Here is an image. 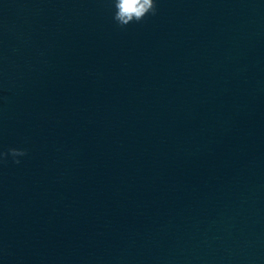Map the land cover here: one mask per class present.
I'll return each instance as SVG.
<instances>
[{
	"label": "water",
	"instance_id": "1",
	"mask_svg": "<svg viewBox=\"0 0 264 264\" xmlns=\"http://www.w3.org/2000/svg\"><path fill=\"white\" fill-rule=\"evenodd\" d=\"M0 0V264H264V0Z\"/></svg>",
	"mask_w": 264,
	"mask_h": 264
},
{
	"label": "clouds",
	"instance_id": "2",
	"mask_svg": "<svg viewBox=\"0 0 264 264\" xmlns=\"http://www.w3.org/2000/svg\"><path fill=\"white\" fill-rule=\"evenodd\" d=\"M158 0H111L113 18L120 25L124 26L132 21H140L147 13L157 12ZM28 152L27 147L10 145L0 146V163H6L8 157L16 163H21V157Z\"/></svg>",
	"mask_w": 264,
	"mask_h": 264
}]
</instances>
